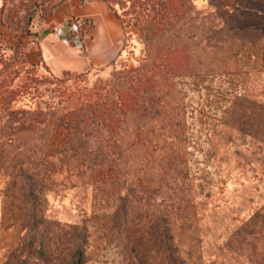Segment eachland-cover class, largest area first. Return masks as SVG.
Instances as JSON below:
<instances>
[{
  "label": "rangeland",
  "instance_id": "obj_1",
  "mask_svg": "<svg viewBox=\"0 0 264 264\" xmlns=\"http://www.w3.org/2000/svg\"><path fill=\"white\" fill-rule=\"evenodd\" d=\"M57 1L4 0L0 264H264V0H106L116 57L55 75Z\"/></svg>",
  "mask_w": 264,
  "mask_h": 264
},
{
  "label": "crops",
  "instance_id": "obj_2",
  "mask_svg": "<svg viewBox=\"0 0 264 264\" xmlns=\"http://www.w3.org/2000/svg\"><path fill=\"white\" fill-rule=\"evenodd\" d=\"M67 5L68 7L72 5L75 9L59 12L62 18L75 16L92 21L88 34L84 38L79 37L84 43L85 50L82 52L78 50L79 47H83L82 45L70 44L65 40L66 47L62 55H44L41 46L42 62L55 75L61 74L65 69L84 71L92 65L101 67L109 63L119 51L123 39V27L114 10L105 0H91L86 3L69 0L63 4L64 9ZM2 15V0H0V31L5 29L1 21ZM96 24L100 27L99 31Z\"/></svg>",
  "mask_w": 264,
  "mask_h": 264
},
{
  "label": "trees",
  "instance_id": "obj_3",
  "mask_svg": "<svg viewBox=\"0 0 264 264\" xmlns=\"http://www.w3.org/2000/svg\"><path fill=\"white\" fill-rule=\"evenodd\" d=\"M60 1V0H59ZM59 1H57V2H55L53 5H51V8L49 9V10H46L45 12H44V14L43 15H49V14H51L52 13V8H54L58 3H59ZM106 1V0H105ZM107 2V1H106ZM107 4L109 5V7L111 8V9H113L114 10V12H115V14L117 15V17L119 18V20H120V22H121V24H122V27H124L123 26V23H122V21H121V19H120V17H119V15H118V13L116 12V10L113 8V6H111L108 2H107ZM3 7H4V0H2V11L4 10L3 9ZM2 17H3V15H2ZM72 18H74V19H76V21H78V17H72ZM67 22H68V24H71V17H68V20H67ZM80 24H83V25H87V27H90L91 28V26H92V21L89 19V20H87V19H81V22H80ZM28 32V28H24L23 29V32L22 33H27ZM80 38H83V35H80L79 36ZM69 41V43L70 44H74V42H72L70 39L68 40ZM119 52V51H118ZM118 52H117V54H118ZM116 54V55H117ZM116 57V56H115ZM114 57V58H115ZM113 58V59H114ZM112 59V60H113ZM111 60V61H112ZM110 61V62H111ZM108 64V63H107ZM66 71H70L69 69H65L63 72H66ZM62 72V73H63Z\"/></svg>",
  "mask_w": 264,
  "mask_h": 264
}]
</instances>
